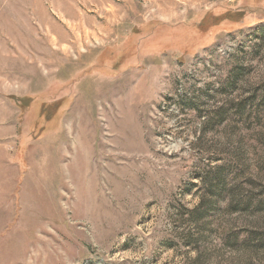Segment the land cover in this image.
I'll return each instance as SVG.
<instances>
[{
    "label": "rangeland",
    "instance_id": "1",
    "mask_svg": "<svg viewBox=\"0 0 264 264\" xmlns=\"http://www.w3.org/2000/svg\"><path fill=\"white\" fill-rule=\"evenodd\" d=\"M0 264H264V0H0Z\"/></svg>",
    "mask_w": 264,
    "mask_h": 264
},
{
    "label": "bare ground",
    "instance_id": "2",
    "mask_svg": "<svg viewBox=\"0 0 264 264\" xmlns=\"http://www.w3.org/2000/svg\"><path fill=\"white\" fill-rule=\"evenodd\" d=\"M81 109V108H80ZM83 109V108H82ZM78 112L80 113V110H78ZM85 115V114H84ZM87 116V115H86ZM85 124V123H84Z\"/></svg>",
    "mask_w": 264,
    "mask_h": 264
}]
</instances>
